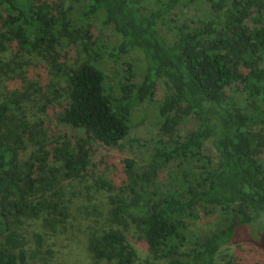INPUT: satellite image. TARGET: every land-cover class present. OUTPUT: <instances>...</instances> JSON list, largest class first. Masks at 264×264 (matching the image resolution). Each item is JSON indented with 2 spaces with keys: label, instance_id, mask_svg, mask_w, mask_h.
Masks as SVG:
<instances>
[{
  "label": "trees",
  "instance_id": "obj_1",
  "mask_svg": "<svg viewBox=\"0 0 264 264\" xmlns=\"http://www.w3.org/2000/svg\"><path fill=\"white\" fill-rule=\"evenodd\" d=\"M55 1L0 0V78L17 71L9 52L44 59L57 77L51 87L63 84L67 97L60 121L118 149L133 113L153 99L157 79L170 91L156 112L168 139L143 160L118 157L122 184L97 182L110 195L100 212L105 224L88 239L93 263L216 264L220 248L240 239V227H264V0H69L65 9V0ZM192 5L204 7L200 17L183 18L182 8ZM95 20L119 35L108 53L94 38ZM76 44L82 49L71 58L66 50ZM132 52L142 63L124 60L125 74L112 88L105 59ZM25 73L18 76L26 81ZM35 86L0 101V264L26 263V219L52 232L67 223L72 201L62 182L83 177L91 162L83 141L64 138L49 150L35 139L38 124L17 112L42 89ZM188 118L196 127L175 135ZM207 145L215 155L204 153ZM169 164L175 170L161 180L158 172ZM199 209L222 212L207 234L191 229ZM132 227L148 253L142 262L128 238ZM263 238L251 241L264 248Z\"/></svg>",
  "mask_w": 264,
  "mask_h": 264
},
{
  "label": "rangeland",
  "instance_id": "obj_2",
  "mask_svg": "<svg viewBox=\"0 0 264 264\" xmlns=\"http://www.w3.org/2000/svg\"><path fill=\"white\" fill-rule=\"evenodd\" d=\"M55 2L59 5L62 4L63 0H56ZM64 2L62 7L59 6L62 9L71 4L69 0ZM202 9L199 5L184 7L182 8L183 18H199ZM71 15L73 19H77L74 13ZM93 25L94 38L100 42L102 50L107 53L110 52L119 40L118 33L112 26H104L97 20L93 22ZM77 44L66 50L71 58H74L77 50L82 49V46ZM8 58L12 67L16 68L17 71H14L15 73L10 72L9 75L0 78V101L8 99L14 90H23L24 86L25 90L29 87L30 82L35 83L36 88L42 87L41 90L34 92L32 97L23 101L21 108L17 109L19 115L25 116L31 126L38 124L37 127L35 126L36 128H33L35 139L44 149L49 150H52L57 142L64 138H68L73 145L77 141H83L86 143V149L91 160L90 167L83 177L67 178L62 182L65 192L64 199L72 201L71 215L67 223L61 226L58 232H52L50 229L42 227L41 221L36 219H26L20 226V230L26 236L28 259L25 264H42L43 261H47L48 264H94L88 249V239L96 227L99 228L105 224L106 215L100 212L106 211V201L110 195V192L99 188L97 182L103 177L112 183L114 181L122 184L119 164H117L118 157L125 155L143 160L150 150L158 145L160 139H168L163 136L156 112L158 105L170 91L165 80L158 78L153 99L148 101L145 107L133 113L131 132L124 141L122 149H118L106 146L94 138L89 139L83 130L74 129L60 121L59 117L66 107L67 97L62 88L59 90L63 84H57L55 89L51 87L52 83H58L57 77L44 59L34 58L31 55H21L20 58H14L11 52H9ZM13 58L15 62H12ZM124 60L137 65L142 63L141 54L135 52L123 56L117 62L110 59L109 56L107 60L105 59L104 69L108 75V83L114 89H118L121 78L125 74L124 67L127 65L124 64ZM21 70L26 72L24 75L26 81L18 76ZM231 95L238 102L243 98L237 92H233ZM196 125L197 122L194 118H188L181 123L175 135H186ZM204 153L215 155L210 145L206 146ZM262 157L264 158V153ZM174 170V164H169L161 169L158 175L161 180H170ZM215 212L206 214L201 209L197 210L198 218L191 221L192 232L207 234L214 230L222 217V212ZM127 233L130 242L138 248L141 254L142 259L139 261H144L148 258V253L138 243L135 227L130 228ZM37 234L42 236L41 243L37 242ZM237 235L240 238L238 241L220 248L216 255V264H264V248L251 241V239L262 240L264 237L263 224L249 223V225L240 227ZM242 239L250 240L243 241Z\"/></svg>",
  "mask_w": 264,
  "mask_h": 264
}]
</instances>
